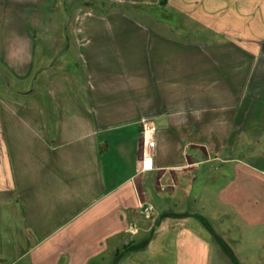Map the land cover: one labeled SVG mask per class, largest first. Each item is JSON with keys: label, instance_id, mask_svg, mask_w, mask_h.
<instances>
[{"label": "crops", "instance_id": "0c3cea01", "mask_svg": "<svg viewBox=\"0 0 264 264\" xmlns=\"http://www.w3.org/2000/svg\"><path fill=\"white\" fill-rule=\"evenodd\" d=\"M79 1L65 24L60 0H0V264H118L165 231L231 264L192 216L207 206L264 264V0Z\"/></svg>", "mask_w": 264, "mask_h": 264}, {"label": "rangeland", "instance_id": "374dc122", "mask_svg": "<svg viewBox=\"0 0 264 264\" xmlns=\"http://www.w3.org/2000/svg\"><path fill=\"white\" fill-rule=\"evenodd\" d=\"M79 0H60L59 3V10H58V14H57V21L68 24L71 23V18H72V12L75 9V7L77 5H79ZM149 11L155 13V14H164L163 12H168L169 15H167V23L169 24H173L176 22L181 21V19H179L180 16H171L170 12L168 10L165 9V11H163L162 9H149ZM154 14V15H155ZM165 15V14H164ZM163 15V16H164ZM174 25V24H173ZM175 26H177V24H175ZM54 59V57H53ZM58 63L55 62V66ZM20 86H28L31 81L26 80V81H22L19 82ZM8 86V81L6 79L5 76H0V89H4ZM9 88H12L11 86ZM15 89V87H13ZM26 96H22V98H25ZM208 205V204H207ZM199 213H201L202 216H204L210 223L212 229L215 231V233L222 238L231 248L234 247L233 242H231V239L229 238L230 236H235V237H243V234H241V231L239 232V230H230V231H226L224 233L219 232L218 228V220L212 219V216L210 217V212L212 213V208L211 206H207L206 209L204 210H198ZM148 224L152 227L154 225V222H148ZM199 226V225H198ZM202 229H204V231H206V233H208V231L202 227V225H200ZM244 233L247 232H252L248 229H243ZM209 234V233H208ZM148 233L144 234L143 237L147 236ZM142 237V238H143ZM247 236H245L244 238H246ZM242 238V239H244ZM171 238L169 237V232L165 231V232H160L158 235H155V232L153 234V237L150 238L147 246H145L143 249L138 250V251H133V253H130L127 256H124L121 258L120 262L118 264H203L204 260H203V256H200L199 254H195V255H185V254H180L177 255L175 253H173V250L171 248ZM264 251V247L261 251V253ZM245 253V251H244ZM246 255V254H245ZM249 257V260L254 259L253 255H247ZM247 256H245L247 258ZM255 257V263L258 261L259 258H261V254L256 253ZM262 259V258H261ZM210 260H212V255L210 256ZM248 264V263H247Z\"/></svg>", "mask_w": 264, "mask_h": 264}, {"label": "trees", "instance_id": "16d2710c", "mask_svg": "<svg viewBox=\"0 0 264 264\" xmlns=\"http://www.w3.org/2000/svg\"><path fill=\"white\" fill-rule=\"evenodd\" d=\"M162 215H169L171 217L180 218V217L187 216L189 214H187V213H169V214H162ZM192 216H194L200 222V224L208 231V233L215 239V241L218 243L220 249L229 258L231 264H240V262L238 261L233 250L231 249V247L222 238H220L215 233V231L212 229L209 221L204 216L199 215V214H193ZM149 239H150V232L147 236H145L139 240H131V241L127 242L126 244H124L121 247V249L116 251L115 259H118L120 256H122L126 253L143 249L147 245Z\"/></svg>", "mask_w": 264, "mask_h": 264}, {"label": "built area", "instance_id": "2783aa9c", "mask_svg": "<svg viewBox=\"0 0 264 264\" xmlns=\"http://www.w3.org/2000/svg\"><path fill=\"white\" fill-rule=\"evenodd\" d=\"M140 168L142 170L153 169V147H154V126L147 121L142 119L140 121ZM153 207L150 204H141L139 206V212L146 219L151 218Z\"/></svg>", "mask_w": 264, "mask_h": 264}]
</instances>
